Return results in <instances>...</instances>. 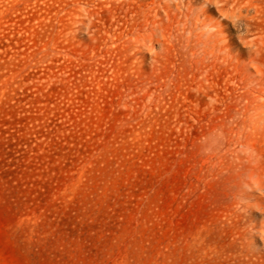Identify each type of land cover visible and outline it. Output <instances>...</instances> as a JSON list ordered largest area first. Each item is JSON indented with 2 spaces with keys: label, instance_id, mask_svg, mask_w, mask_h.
I'll list each match as a JSON object with an SVG mask.
<instances>
[{
  "label": "rangeland",
  "instance_id": "374dc122",
  "mask_svg": "<svg viewBox=\"0 0 264 264\" xmlns=\"http://www.w3.org/2000/svg\"><path fill=\"white\" fill-rule=\"evenodd\" d=\"M0 264H264V0H0Z\"/></svg>",
  "mask_w": 264,
  "mask_h": 264
},
{
  "label": "bare ground",
  "instance_id": "6f19581e",
  "mask_svg": "<svg viewBox=\"0 0 264 264\" xmlns=\"http://www.w3.org/2000/svg\"><path fill=\"white\" fill-rule=\"evenodd\" d=\"M218 53V52H217Z\"/></svg>",
  "mask_w": 264,
  "mask_h": 264
}]
</instances>
